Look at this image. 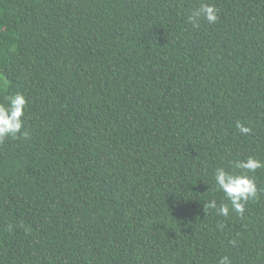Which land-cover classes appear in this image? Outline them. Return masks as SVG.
<instances>
[{"label":"trees","instance_id":"trees-1","mask_svg":"<svg viewBox=\"0 0 264 264\" xmlns=\"http://www.w3.org/2000/svg\"><path fill=\"white\" fill-rule=\"evenodd\" d=\"M201 3L218 20L193 28ZM18 92L0 264H264V168L243 217L204 210L217 167L264 162V0H0Z\"/></svg>","mask_w":264,"mask_h":264},{"label":"clouds","instance_id":"clouds-1","mask_svg":"<svg viewBox=\"0 0 264 264\" xmlns=\"http://www.w3.org/2000/svg\"><path fill=\"white\" fill-rule=\"evenodd\" d=\"M201 18L209 24H215L218 20V9L214 5L201 3L199 8L187 17V23L193 28H199ZM5 101L6 103H0V143L9 137L26 139L28 132L22 131V117L27 103L24 95L19 92L8 95ZM235 127L241 135L252 132L250 126L246 127L240 121L236 122ZM261 168H264V162L251 156L243 160L229 161L228 168L217 167L213 172L212 191L222 193L223 198L219 204L215 198L208 200L204 204V210H214L216 215L223 218H228L230 212L243 217L246 205L258 198L255 179L249 174ZM230 243L235 246L237 241L232 240ZM218 264H231V261L228 256H223Z\"/></svg>","mask_w":264,"mask_h":264}]
</instances>
